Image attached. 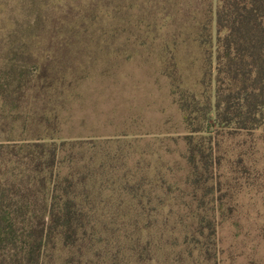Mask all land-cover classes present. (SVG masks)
I'll list each match as a JSON object with an SVG mask.
<instances>
[{"label":"rangeland","instance_id":"rangeland-1","mask_svg":"<svg viewBox=\"0 0 264 264\" xmlns=\"http://www.w3.org/2000/svg\"><path fill=\"white\" fill-rule=\"evenodd\" d=\"M216 4L0 0V141H84L73 168L94 171L78 197L82 244H48L41 264H264V123L237 134L208 123L214 194L191 185L185 161L179 99L211 93Z\"/></svg>","mask_w":264,"mask_h":264},{"label":"trees","instance_id":"trees-1","mask_svg":"<svg viewBox=\"0 0 264 264\" xmlns=\"http://www.w3.org/2000/svg\"><path fill=\"white\" fill-rule=\"evenodd\" d=\"M216 1V36L214 44L210 35L204 39L210 51L201 79L207 87L213 83L211 93L202 94V100L194 93L190 100L179 99L188 130L183 139L191 185L205 188V195L214 194L213 187L205 185L219 162L208 127L213 124L237 134L264 123V0ZM202 29L205 33L206 25ZM7 86L2 83L0 88ZM83 143L53 137L0 141V264H41L48 244L53 247L58 240L67 248L82 244L79 240L89 221L78 197L81 192L88 197L94 172L85 166L79 174L73 168L72 162L83 159L74 147ZM65 160L71 170L62 174L59 167ZM205 228L206 235L203 229L201 233L210 239L214 225L208 220Z\"/></svg>","mask_w":264,"mask_h":264}]
</instances>
